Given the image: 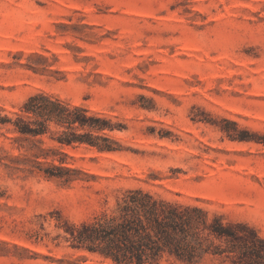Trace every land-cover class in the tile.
Here are the masks:
<instances>
[{
	"label": "rangeland",
	"instance_id": "374dc122",
	"mask_svg": "<svg viewBox=\"0 0 264 264\" xmlns=\"http://www.w3.org/2000/svg\"><path fill=\"white\" fill-rule=\"evenodd\" d=\"M38 91L110 117L121 149L45 136L94 175L65 184L25 170L34 139L0 123V264H114L57 223L137 186L264 236V0H0V114Z\"/></svg>",
	"mask_w": 264,
	"mask_h": 264
},
{
	"label": "trees",
	"instance_id": "16d2710c",
	"mask_svg": "<svg viewBox=\"0 0 264 264\" xmlns=\"http://www.w3.org/2000/svg\"><path fill=\"white\" fill-rule=\"evenodd\" d=\"M0 123L34 139L23 159L25 170L65 184L94 175L68 165L67 153L57 144L45 145V136L62 146L121 149L106 133L115 128L110 117L46 91L29 95L11 114H0ZM57 224L73 249L114 264H264V236L248 222L226 220L201 204L170 199L142 186L125 189L113 206L92 219Z\"/></svg>",
	"mask_w": 264,
	"mask_h": 264
}]
</instances>
